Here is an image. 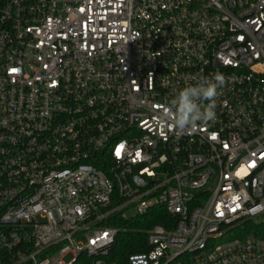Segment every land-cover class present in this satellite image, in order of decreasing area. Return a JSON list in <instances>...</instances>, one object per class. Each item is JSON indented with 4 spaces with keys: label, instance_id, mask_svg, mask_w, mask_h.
I'll return each mask as SVG.
<instances>
[{
    "label": "built area",
    "instance_id": "obj_1",
    "mask_svg": "<svg viewBox=\"0 0 264 264\" xmlns=\"http://www.w3.org/2000/svg\"><path fill=\"white\" fill-rule=\"evenodd\" d=\"M218 72L214 121L161 122ZM153 207L126 264H264V0H0V264H115Z\"/></svg>",
    "mask_w": 264,
    "mask_h": 264
},
{
    "label": "clouds",
    "instance_id": "obj_2",
    "mask_svg": "<svg viewBox=\"0 0 264 264\" xmlns=\"http://www.w3.org/2000/svg\"><path fill=\"white\" fill-rule=\"evenodd\" d=\"M225 84V76L218 72L210 79L196 80L178 90L167 111L161 110V122L171 123L179 134L194 131L198 124L214 121L220 89Z\"/></svg>",
    "mask_w": 264,
    "mask_h": 264
},
{
    "label": "trees",
    "instance_id": "obj_3",
    "mask_svg": "<svg viewBox=\"0 0 264 264\" xmlns=\"http://www.w3.org/2000/svg\"><path fill=\"white\" fill-rule=\"evenodd\" d=\"M165 218L167 214L162 208L153 207L143 216L128 220L117 217L111 220L108 225L115 226L120 231L108 260L115 264H126L129 254L144 251L146 249L143 243L145 231L155 224L163 223Z\"/></svg>",
    "mask_w": 264,
    "mask_h": 264
},
{
    "label": "rangeland",
    "instance_id": "obj_4",
    "mask_svg": "<svg viewBox=\"0 0 264 264\" xmlns=\"http://www.w3.org/2000/svg\"><path fill=\"white\" fill-rule=\"evenodd\" d=\"M126 214H127V216L128 217H130V216H134V211L133 210H128L127 212H126ZM255 221L256 222H259V221H261V218H256L255 219ZM237 234L234 232V231H232V232H230L229 234H227L226 235V237L224 238V240H228V239H230V238H233V237H235ZM71 255H67L66 257H65V260L66 261H69L70 259H71Z\"/></svg>",
    "mask_w": 264,
    "mask_h": 264
}]
</instances>
